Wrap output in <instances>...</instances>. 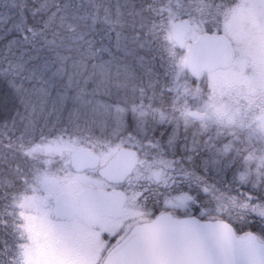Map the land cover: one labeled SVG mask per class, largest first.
<instances>
[{
    "label": "rangeland",
    "instance_id": "374dc122",
    "mask_svg": "<svg viewBox=\"0 0 264 264\" xmlns=\"http://www.w3.org/2000/svg\"><path fill=\"white\" fill-rule=\"evenodd\" d=\"M168 1L171 4L161 12L155 49L147 41L148 37L153 38L154 27L151 34L140 35L132 29L123 36L117 35L118 51L123 52L117 51L120 61L116 68L111 71L108 65L100 68V72L96 70L88 95L78 97V108L90 115L89 122L73 120L77 115L73 113L72 118L66 117L65 127L28 147L31 169L20 185L13 186L5 176L0 178L4 193L0 220L3 231L9 235L8 239L0 235V264L101 261L100 253L107 240L98 233L91 234L77 222L53 221L43 205L45 195L55 197L64 190L77 193L89 182L87 175H69L65 151L79 145L88 148L92 145V149L101 151L131 146L147 156L155 148L160 153L159 160L148 163L137 173L148 174L155 166L164 169L165 181L175 190L172 193L187 192L191 196L192 216L240 223H247L246 214L264 219V197L260 196L264 194V67L257 64L258 55L253 59L250 47L258 21L256 14L251 15L253 0H239L238 6L228 10L223 4L226 0ZM184 19H189L192 25L190 43L206 33L223 35L234 53L232 66L193 79L186 68V50L177 48L170 36L175 23ZM78 20L87 23L81 39L89 45L92 12L79 16ZM90 46L86 51L92 59V43ZM76 48L69 46L71 50ZM127 54L132 58L125 62ZM71 56H64L57 63L59 76L67 71L71 76L77 74L74 68L92 72L91 61L66 60ZM95 67L96 64L93 70ZM46 71L47 76L51 70ZM98 73L102 76L96 81ZM47 96L46 92L40 93L31 100L30 119L49 113L48 110L57 111L50 107ZM59 104L63 106V100ZM192 113L200 118L192 117ZM53 118L58 123L62 120L58 116ZM27 124L25 134L29 135L34 124L29 121ZM177 145L181 146L182 157L163 161L165 150ZM102 154L107 157V153ZM168 189L165 192L169 206L173 196ZM187 211L177 206V214ZM127 213L129 221L145 216L131 206ZM123 222L107 223L106 229L113 235ZM244 233L247 231L241 234Z\"/></svg>",
    "mask_w": 264,
    "mask_h": 264
},
{
    "label": "trees",
    "instance_id": "16d2710c",
    "mask_svg": "<svg viewBox=\"0 0 264 264\" xmlns=\"http://www.w3.org/2000/svg\"><path fill=\"white\" fill-rule=\"evenodd\" d=\"M170 4L168 0H0V178L5 176L13 186L20 185L31 169L26 154L28 147L65 127L66 117L72 118L73 113H77L73 120L87 119L89 122L90 115L78 108V97L88 95L96 70L100 72V68L108 65L111 71L116 68L120 61L117 35L123 36L135 30L140 35L144 32L151 34L154 27V36L148 37L147 41L152 50L155 49L160 34L161 12ZM91 12L92 59L86 51L91 43L88 45L81 39L87 23L78 20L79 16ZM71 44L77 46L76 51L69 49ZM118 52L123 51L120 49ZM70 55L66 60L91 61L92 72L74 68L77 74L71 76L67 69L63 76H59L57 63ZM131 58L127 54L125 62ZM46 70H51L47 76ZM101 76L98 73L94 80ZM45 92L49 95L48 104L57 111L48 110L46 112L49 113L30 119L31 100ZM64 95L69 96L62 97ZM62 100L63 106L59 104ZM56 116L62 119L61 123L53 118ZM53 120H56L55 124L51 123ZM28 121L34 124L29 135L25 134ZM3 197L0 185V206ZM245 217L247 223L227 221L239 234L252 231L264 239V219L247 214ZM2 228L0 220V235L3 236L0 239H8V232Z\"/></svg>",
    "mask_w": 264,
    "mask_h": 264
},
{
    "label": "water",
    "instance_id": "95a60500",
    "mask_svg": "<svg viewBox=\"0 0 264 264\" xmlns=\"http://www.w3.org/2000/svg\"><path fill=\"white\" fill-rule=\"evenodd\" d=\"M191 29L189 19L178 20L170 36L177 48H189L186 68L193 79H200L204 72L232 66L233 52L223 35L207 33L188 45ZM192 117L200 118V115L192 113ZM126 151L118 154L117 159L126 156ZM90 156L88 147H79L72 154V162L76 168H88ZM95 157L92 152V166ZM135 162L129 163L128 172ZM88 196L85 190L76 202L65 193L59 198L56 210L65 216L78 214L83 218L89 212ZM103 264H264V242L252 232L238 235L225 220L161 214L149 223L134 227Z\"/></svg>",
    "mask_w": 264,
    "mask_h": 264
},
{
    "label": "flooded vegetation",
    "instance_id": "af4514ba",
    "mask_svg": "<svg viewBox=\"0 0 264 264\" xmlns=\"http://www.w3.org/2000/svg\"><path fill=\"white\" fill-rule=\"evenodd\" d=\"M238 3L239 0H226L223 4L228 6V10L229 8L238 6ZM252 14L257 15L256 20L258 21L255 25L250 47L253 53V59L258 55L259 58L256 59V62L264 67V0H253L251 7V15ZM219 70H223V68L212 72H217ZM140 143H149V145H151L152 142ZM79 147L84 146L79 145L74 149L65 151L71 169L69 175H87L89 182L77 193L64 190L55 197L45 195L43 205L50 211L53 221L63 223L77 222L87 228L91 234L98 233L102 236L101 239L108 241L107 245L100 253L101 261L98 264H103L112 249L117 246L134 227L149 223L161 214H169L171 217L175 218L192 217L191 212L193 209L191 196L188 195L187 192L184 195L182 193H178V195L176 192L172 193L175 190L171 188V184H168V181H165L166 173L164 169L156 168L157 166H155L148 174L146 172L142 173V175L141 173H137L138 169L144 168L148 163L159 160L160 153H157V149H151V154H148L150 156H147L137 147L120 146L117 149L109 148L106 151H101L92 149L91 145L89 146L91 152L89 167L76 168L72 162V154ZM124 150H127V155L117 159V155ZM92 152L96 156L94 166H92ZM103 152L107 153V157L103 156ZM169 153H174V155L171 156ZM182 154L181 146L177 145L175 149L165 150L163 158L161 159L163 161H176L178 157H182ZM133 160L136 161L135 165L128 172L129 167H131L129 163H132ZM131 180L134 182L131 183ZM168 187V192L173 196V203L169 206L166 204L168 196L165 192ZM85 190H88L89 194L88 215H84L82 218L78 214H74L70 217L56 210L58 200L63 194H69L71 200L79 202V196ZM129 206L143 212L145 216L133 218L130 219L132 221H129V219H127V209ZM177 206L186 208L188 210L187 213L177 214ZM125 219L124 225L123 220ZM113 222L123 223L122 228L111 235L106 229V224L108 223L109 225Z\"/></svg>",
    "mask_w": 264,
    "mask_h": 264
}]
</instances>
